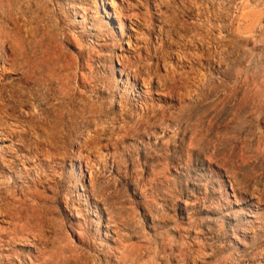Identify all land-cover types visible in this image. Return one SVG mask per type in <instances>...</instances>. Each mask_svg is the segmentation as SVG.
<instances>
[{
    "label": "rangeland",
    "instance_id": "1",
    "mask_svg": "<svg viewBox=\"0 0 264 264\" xmlns=\"http://www.w3.org/2000/svg\"><path fill=\"white\" fill-rule=\"evenodd\" d=\"M0 264H264V0H0Z\"/></svg>",
    "mask_w": 264,
    "mask_h": 264
},
{
    "label": "bare ground",
    "instance_id": "2",
    "mask_svg": "<svg viewBox=\"0 0 264 264\" xmlns=\"http://www.w3.org/2000/svg\"><path fill=\"white\" fill-rule=\"evenodd\" d=\"M162 1V0H161ZM192 2V1H191ZM189 4H191V3H189ZM175 5V4H174ZM192 5V4H191ZM185 7V6H184ZM197 7V6H196ZM202 11V10H201ZM185 12V11H184ZM187 12H188V9H187ZM186 12V13H187ZM190 12H191V10H190ZM198 14V13H197ZM136 68V67H135ZM141 68V67H140ZM144 68V67H143ZM3 95H5V94H3ZM4 104V103H3ZM32 104H33V102H31V106H32ZM5 105H7V104H5ZM5 107V106H4ZM35 107V106H34ZM7 109V108H6ZM40 111V110H39ZM34 112V111H33ZM38 115V114H37ZM42 116V115H41ZM142 116V115H141ZM41 119V118H40ZM5 128V127H4ZM102 129V128H101ZM2 130V129H1ZM78 131V130H77ZM2 132V131H1ZM36 137V136H35ZM38 138V137H37ZM31 143V142H30ZM41 143V142H40ZM33 145V144H32ZM34 145H35V141H34ZM33 145V146H34ZM32 146V147H33ZM38 147V146H37ZM37 147H36V149H37ZM28 148V147H27ZM27 151V150H26ZM31 154V153H30ZM34 154V153H33ZM35 156V155H34ZM254 188V187H253ZM84 188L83 187H81V190H83ZM255 190V189H254ZM258 190V189H257ZM257 193V192H256ZM258 194V193H257ZM259 196V195H258ZM250 198V197H249ZM247 199V198H246ZM248 200V199H247Z\"/></svg>",
    "mask_w": 264,
    "mask_h": 264
}]
</instances>
